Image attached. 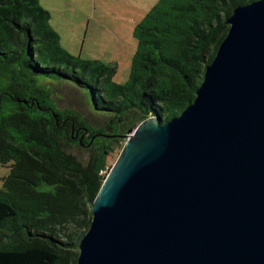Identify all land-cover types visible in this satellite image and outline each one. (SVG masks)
Listing matches in <instances>:
<instances>
[{
	"label": "trees",
	"instance_id": "16d2710c",
	"mask_svg": "<svg viewBox=\"0 0 264 264\" xmlns=\"http://www.w3.org/2000/svg\"><path fill=\"white\" fill-rule=\"evenodd\" d=\"M255 1L158 0L133 30L129 78L119 85L115 65L61 47L39 0H0V166L9 169L0 264H76L109 156L143 120L166 123L193 102L225 21ZM53 82L88 94L102 124L58 109Z\"/></svg>",
	"mask_w": 264,
	"mask_h": 264
},
{
	"label": "water",
	"instance_id": "95a60500",
	"mask_svg": "<svg viewBox=\"0 0 264 264\" xmlns=\"http://www.w3.org/2000/svg\"><path fill=\"white\" fill-rule=\"evenodd\" d=\"M225 24L193 102L123 137L76 264H264V0Z\"/></svg>",
	"mask_w": 264,
	"mask_h": 264
},
{
	"label": "rangeland",
	"instance_id": "374dc122",
	"mask_svg": "<svg viewBox=\"0 0 264 264\" xmlns=\"http://www.w3.org/2000/svg\"><path fill=\"white\" fill-rule=\"evenodd\" d=\"M157 2L158 0H69L71 8L54 13L52 8L55 11L61 9L57 0H40L41 6L50 14L49 25L58 34L61 47L73 57L115 65L113 81L119 85L125 84L129 78L136 50L133 30ZM48 89L58 109L72 110L95 126L104 121L86 99H90L89 95L80 89L56 82L49 84ZM123 143L109 156L108 167L114 163L120 151L119 146ZM77 156L87 157L79 152ZM8 174L9 169L0 166V190L1 180Z\"/></svg>",
	"mask_w": 264,
	"mask_h": 264
},
{
	"label": "crops",
	"instance_id": "0c3cea01",
	"mask_svg": "<svg viewBox=\"0 0 264 264\" xmlns=\"http://www.w3.org/2000/svg\"><path fill=\"white\" fill-rule=\"evenodd\" d=\"M51 1H53V0H51ZM39 2H40V0H39ZM57 2L60 4L61 9H57V11H55V8H52V11L54 13H60L62 9L67 8V7L71 8L69 0H57Z\"/></svg>",
	"mask_w": 264,
	"mask_h": 264
},
{
	"label": "built area",
	"instance_id": "2783aa9c",
	"mask_svg": "<svg viewBox=\"0 0 264 264\" xmlns=\"http://www.w3.org/2000/svg\"><path fill=\"white\" fill-rule=\"evenodd\" d=\"M103 174V173H102ZM104 176H105V174H104Z\"/></svg>",
	"mask_w": 264,
	"mask_h": 264
}]
</instances>
